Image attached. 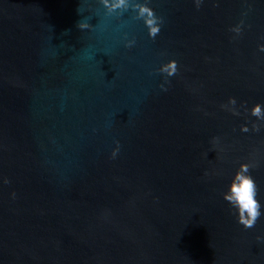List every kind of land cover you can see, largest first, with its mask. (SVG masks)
<instances>
[{
	"label": "water",
	"instance_id": "95a60500",
	"mask_svg": "<svg viewBox=\"0 0 264 264\" xmlns=\"http://www.w3.org/2000/svg\"><path fill=\"white\" fill-rule=\"evenodd\" d=\"M150 6L155 41L98 0H0V264H264V216L222 198L243 161L264 203V0Z\"/></svg>",
	"mask_w": 264,
	"mask_h": 264
},
{
	"label": "clouds",
	"instance_id": "9594fccd",
	"mask_svg": "<svg viewBox=\"0 0 264 264\" xmlns=\"http://www.w3.org/2000/svg\"><path fill=\"white\" fill-rule=\"evenodd\" d=\"M196 7L199 8L203 0H193ZM99 5L105 10V14L114 16L117 19L124 17L126 13H132V18L142 21L147 30L149 39L155 41L161 33V27L164 23L163 18L158 16L155 10L150 6V0H98ZM243 21L237 24L230 30L236 35L242 31ZM80 29H89L92 25L88 23V19L79 22ZM136 44V37L128 38V34H124V47L131 49ZM258 50L264 52V45H259ZM164 53H162L163 55ZM178 65L175 58L167 59L162 62L156 71L163 76V83L159 85L164 92L168 91L171 84V77L177 74ZM243 106V105H242ZM245 107V110H248ZM221 108L231 112L233 115H240L237 107V100L230 97L227 104L221 105ZM250 115L259 121H264V104L255 103L252 105ZM242 132L250 131L249 127L241 125ZM252 131H260V126L253 124ZM219 143L218 137H213L210 141L211 150H215V145ZM116 146L111 150L110 159L115 160L120 152V142H115ZM207 155V154H206ZM251 165L248 162H239L238 167L233 172L229 179L226 189L222 192V198L234 210L236 222L242 225L245 229L255 227L256 222L264 216V203L258 199V189L255 180L250 172ZM205 175H208L205 172ZM8 183V181H5ZM12 200L16 199L15 191L10 193Z\"/></svg>",
	"mask_w": 264,
	"mask_h": 264
}]
</instances>
